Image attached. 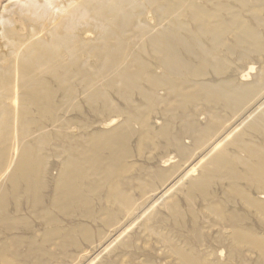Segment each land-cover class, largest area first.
<instances>
[{"label": "bare ground", "instance_id": "obj_1", "mask_svg": "<svg viewBox=\"0 0 264 264\" xmlns=\"http://www.w3.org/2000/svg\"><path fill=\"white\" fill-rule=\"evenodd\" d=\"M125 257L264 264V0H0V264Z\"/></svg>", "mask_w": 264, "mask_h": 264}, {"label": "rangeland", "instance_id": "obj_2", "mask_svg": "<svg viewBox=\"0 0 264 264\" xmlns=\"http://www.w3.org/2000/svg\"><path fill=\"white\" fill-rule=\"evenodd\" d=\"M200 204V202H198ZM128 261H129V258H126L125 257V261H124V264H128Z\"/></svg>", "mask_w": 264, "mask_h": 264}]
</instances>
